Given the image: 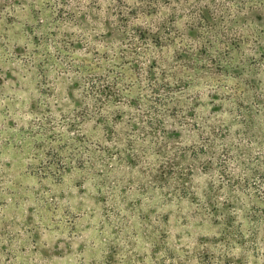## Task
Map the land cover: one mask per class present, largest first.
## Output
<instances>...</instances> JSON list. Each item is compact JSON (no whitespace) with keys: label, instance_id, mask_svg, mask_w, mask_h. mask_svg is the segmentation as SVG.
I'll return each mask as SVG.
<instances>
[{"label":"rangeland","instance_id":"obj_1","mask_svg":"<svg viewBox=\"0 0 264 264\" xmlns=\"http://www.w3.org/2000/svg\"><path fill=\"white\" fill-rule=\"evenodd\" d=\"M0 0V264H264V0Z\"/></svg>","mask_w":264,"mask_h":264},{"label":"trees","instance_id":"obj_2","mask_svg":"<svg viewBox=\"0 0 264 264\" xmlns=\"http://www.w3.org/2000/svg\"><path fill=\"white\" fill-rule=\"evenodd\" d=\"M165 1H168V0H157L156 2H153V1H149V2L151 3V5H162L163 2H165ZM171 2L173 4L179 5V3L183 4L184 3V0H171Z\"/></svg>","mask_w":264,"mask_h":264}]
</instances>
